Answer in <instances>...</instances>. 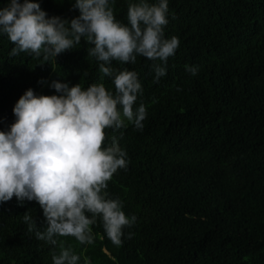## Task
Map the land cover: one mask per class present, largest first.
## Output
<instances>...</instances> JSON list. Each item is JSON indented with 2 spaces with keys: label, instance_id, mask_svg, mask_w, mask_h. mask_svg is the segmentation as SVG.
Segmentation results:
<instances>
[{
  "label": "trees",
  "instance_id": "obj_1",
  "mask_svg": "<svg viewBox=\"0 0 264 264\" xmlns=\"http://www.w3.org/2000/svg\"><path fill=\"white\" fill-rule=\"evenodd\" d=\"M29 2L47 18L79 16L75 0ZM8 3L0 0V9ZM168 7L165 37L180 46L159 83L146 58L111 65L138 74L143 91L134 108L143 103L148 113L142 130H106L129 161L107 191L137 217L124 230L134 236L116 247L98 220L93 245L60 239L81 256L78 264L85 257L91 264H264V0H169ZM114 15L127 24V0H116ZM13 47L0 34V131L15 122L12 109L28 89L59 95L56 81L114 91L83 38L43 65L28 53L10 56ZM185 65L198 66L197 75ZM26 212L38 230L47 227L35 201L0 204V264H52V247L27 231Z\"/></svg>",
  "mask_w": 264,
  "mask_h": 264
},
{
  "label": "clouds",
  "instance_id": "obj_2",
  "mask_svg": "<svg viewBox=\"0 0 264 264\" xmlns=\"http://www.w3.org/2000/svg\"><path fill=\"white\" fill-rule=\"evenodd\" d=\"M115 3L75 0L79 16L70 21L47 18L40 4L29 0H9L0 9V34L15 45L10 56L28 53L42 57L41 65L55 63L83 38L93 45L88 56L99 62V72L114 85L111 91L103 83L83 89L79 83L69 87L53 81L51 87L59 95H36L28 89L12 109L15 122L8 131H0V204L15 197L21 205L25 200L39 205L47 225L43 231L36 228L30 212L22 218L29 233L52 247V264H78L81 256L60 238L93 245L98 220L116 247L134 236L124 230L131 229L137 217L127 216L122 201L107 191L113 175L129 161L119 138H109L106 130L115 132L128 124L142 130L148 113L143 103L134 108L143 91L138 74L111 65L146 58L153 62V83H159L180 46L178 37H165L169 0H127V24L116 19ZM185 71L196 76L199 68L185 65ZM84 264L91 261L85 257Z\"/></svg>",
  "mask_w": 264,
  "mask_h": 264
},
{
  "label": "bare ground",
  "instance_id": "obj_3",
  "mask_svg": "<svg viewBox=\"0 0 264 264\" xmlns=\"http://www.w3.org/2000/svg\"><path fill=\"white\" fill-rule=\"evenodd\" d=\"M131 187V186H130ZM203 203V202H202Z\"/></svg>",
  "mask_w": 264,
  "mask_h": 264
}]
</instances>
